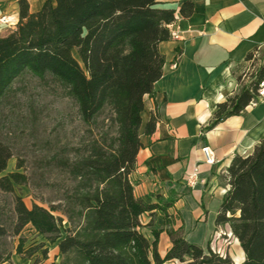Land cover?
<instances>
[{
    "label": "trees",
    "instance_id": "16d2710c",
    "mask_svg": "<svg viewBox=\"0 0 264 264\" xmlns=\"http://www.w3.org/2000/svg\"><path fill=\"white\" fill-rule=\"evenodd\" d=\"M161 4L160 0H45L38 11L30 12L27 1L19 0L15 27L0 35V101L22 74L49 76L75 102L81 122L95 131L72 159H61L57 150L50 158L72 182L62 203L50 204L49 209L36 203L27 207L20 196L14 198V232L30 225L57 245L59 264H236L229 254L190 242L182 226L174 227L168 211L174 196L158 195L157 201L148 202L134 195L129 179L142 146L143 97L153 92L162 74L164 55L158 45L170 38L169 25L176 19V10ZM179 12L190 16L193 1H183ZM258 48L242 62L252 60ZM263 78L264 66L253 81L217 104L205 128L238 115L255 97ZM106 110L109 115L103 116ZM157 118L151 115L146 133L152 132ZM11 156L10 149L0 144L4 191H13L14 183L27 180L17 171L2 174ZM225 179L228 189L214 224L228 225L238 240L244 253L238 264H264V137L250 154L233 156ZM145 213L150 216L147 222L141 220ZM143 228L150 230L152 239ZM162 231L170 240L164 256L157 250ZM23 243L20 238L17 253L23 252ZM47 252V247L42 250V260ZM8 260L2 258L0 263Z\"/></svg>",
    "mask_w": 264,
    "mask_h": 264
},
{
    "label": "crops",
    "instance_id": "0c3cea01",
    "mask_svg": "<svg viewBox=\"0 0 264 264\" xmlns=\"http://www.w3.org/2000/svg\"><path fill=\"white\" fill-rule=\"evenodd\" d=\"M26 1L29 11L35 12L45 0ZM160 1L176 10V19L169 25L172 36L158 45L164 55L162 74L153 92L143 97L142 146L129 179L134 195L148 202L157 201L158 195L174 196L175 202L168 209L175 219L174 227L182 226L186 239L202 246L198 239L216 229L214 220L228 189L225 175L233 156L250 154L264 137V102L248 103L238 115L205 128L217 104L240 90L232 68L254 47L264 45V0H192L193 12L187 17L179 12L185 0ZM2 15L18 18L19 0H0ZM9 29L0 25V35ZM152 114L158 118L152 132L146 133ZM204 144L216 156L212 165L203 160ZM194 166L198 167V179L190 185L185 173ZM149 218L148 213L141 216L143 222ZM161 221L157 212L158 224ZM227 231L232 235L228 225ZM169 247L167 233L160 232L159 254L164 256ZM238 255L242 256L239 261L231 257L236 264L244 259L242 250Z\"/></svg>",
    "mask_w": 264,
    "mask_h": 264
},
{
    "label": "rangeland",
    "instance_id": "374dc122",
    "mask_svg": "<svg viewBox=\"0 0 264 264\" xmlns=\"http://www.w3.org/2000/svg\"><path fill=\"white\" fill-rule=\"evenodd\" d=\"M264 66V45L250 61L236 64L231 75L239 79L240 88L255 79L256 72ZM106 110L103 116H108ZM95 131L85 126L79 117L75 102L65 94L64 88L47 76L40 79L26 72L19 76L0 101V144L6 145L12 156L2 174L17 171L26 176L25 183L13 185V191L0 189V264H59L61 255L55 243L50 244L26 225L16 234L14 198L20 196L27 207L32 203L49 209L50 204L63 202L65 190L72 184L63 167H54L51 156L59 152L61 159H72L93 137ZM54 215H64L54 211ZM159 221V220H158ZM66 223V222H65ZM158 223V222H157ZM144 234L152 239L148 228ZM20 238L24 239L22 253H17ZM159 240V238H158ZM202 241L220 254H229L239 261L241 247L238 240L227 231V225H219ZM31 256L27 253L37 247ZM158 244V243H157ZM161 250L163 245L161 244ZM48 249L47 259L42 260V250ZM167 264H171L168 262ZM172 264H177L173 262Z\"/></svg>",
    "mask_w": 264,
    "mask_h": 264
},
{
    "label": "built area",
    "instance_id": "2783aa9c",
    "mask_svg": "<svg viewBox=\"0 0 264 264\" xmlns=\"http://www.w3.org/2000/svg\"><path fill=\"white\" fill-rule=\"evenodd\" d=\"M17 21H18L17 17H12L9 15L0 16V25H5L9 28L15 27ZM175 35L176 34H174V36ZM171 36L172 34L170 33V37ZM176 66H177V60H175L172 64V67L175 68ZM255 93H256L255 97L250 100L249 104L255 105L258 102H264V78L259 81ZM201 152H202L203 160L206 164L212 165L216 162V156L214 154V151L211 149L209 145L206 144L202 145ZM197 179H198L197 166H194L192 169H190L185 173V181L187 184L193 185Z\"/></svg>",
    "mask_w": 264,
    "mask_h": 264
}]
</instances>
